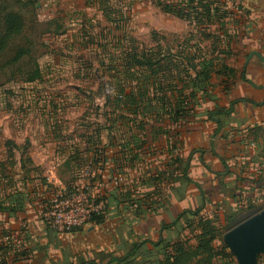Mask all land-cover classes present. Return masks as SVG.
I'll return each mask as SVG.
<instances>
[{
	"label": "rangeland",
	"instance_id": "obj_1",
	"mask_svg": "<svg viewBox=\"0 0 264 264\" xmlns=\"http://www.w3.org/2000/svg\"><path fill=\"white\" fill-rule=\"evenodd\" d=\"M238 1L241 3L239 10L233 13L228 9L236 20L252 4V0ZM8 11L16 13L23 26L0 53V163L6 167L4 170L0 167V182L9 188L15 184L16 188L25 189L21 181L24 175L15 164L20 161L22 153L30 156L34 163L28 168L38 170L32 169L33 176L34 172H41L40 178L45 180L43 187L48 192L44 193L42 200L32 202V208L39 212V220L56 232L50 224L52 217L49 213L58 203L55 200H60L58 194L63 195V200H69L71 208L79 210V213L83 209L84 215L88 209H95V212L103 209L104 201L99 205L95 202L103 189L118 186L120 189L126 181L122 172L112 170H105L103 181L96 179L100 166L88 164L78 173L74 172L73 179L67 183L68 188L65 182L69 180V170L61 167L64 151L69 147L68 137L80 134L84 128H96L94 120L103 117L104 98L114 92V71L109 69L112 59L108 52L114 53L118 49V39L123 40L125 47L132 40L151 46L154 33L164 38L165 45L175 46L181 42L189 25L162 13L155 0H0V19ZM210 45L211 42H207V46ZM20 49H24L26 54L15 59ZM36 68L42 77L29 83L28 78ZM57 130L64 140L50 139L52 132ZM260 130L264 139V127ZM247 141L252 140L247 137ZM46 147L50 152H40ZM112 151V148H107L109 155ZM57 175H62L66 181ZM116 178L121 179L117 185ZM28 186L30 191L35 188L31 183ZM251 203L244 201L240 211L236 210L238 205H233L232 211H239L237 225L259 213L256 210L247 212ZM255 203L256 206H264V201ZM113 208L117 207L113 205ZM218 216L219 236L212 243L215 256L207 264H238L223 241L229 231L223 229L226 215L221 211ZM106 217L108 221L99 227L92 228L90 222L84 223L77 235L73 236V232L59 234H67L68 242L81 253L101 251L108 255L120 245L122 237L132 239L134 233L136 236L140 224L126 211L106 214ZM25 218L20 224L23 233L29 229V220ZM197 232V219L189 217L180 223L179 229L167 230L164 236L167 240L181 242L187 248L197 246ZM12 234L0 231V241L8 235L17 244L16 235ZM157 235L151 237L157 240ZM1 248L3 253L2 250L8 247ZM186 252L195 257L190 264H205L208 258V255L195 256V248ZM257 264H264V253L257 255Z\"/></svg>",
	"mask_w": 264,
	"mask_h": 264
},
{
	"label": "crops",
	"instance_id": "obj_2",
	"mask_svg": "<svg viewBox=\"0 0 264 264\" xmlns=\"http://www.w3.org/2000/svg\"><path fill=\"white\" fill-rule=\"evenodd\" d=\"M186 23L189 30L181 37V42L196 32L194 25ZM236 27L240 33L233 44L234 56L228 62L237 70L238 76L231 90L224 92L220 82L215 79L216 87L207 96H197L192 106L193 112L181 127L175 128L166 120L146 125L145 131L135 130L140 143L130 145L133 159L129 164L117 163V159L121 158L120 144L123 141L119 132L111 130L114 120L110 115L114 110L110 106H107L109 110L103 109V117L94 120L96 128H84L80 134L68 137L69 147L64 151L61 167L69 170V180L65 182L66 178L57 175L66 184L73 179L76 168L84 163L83 159L90 161L93 148L99 147L104 149L107 158L99 180L103 181L105 170L116 173L120 172L119 167L122 166L120 168H123L122 173L126 177L123 191L127 194L130 192L127 199L141 201L149 197V201L146 200L148 204L141 203L138 212L128 204L119 208H113L112 205L108 210V215L113 212L121 214V211L133 215L140 224L135 230L136 236L132 232V239L122 237L120 245L108 255H103L101 251L81 253L75 250L73 244L68 242L67 234L54 232L37 217L40 214L32 208V202L42 200L44 193L48 194L43 187L45 180L40 178L41 172L35 173L38 170L32 168L35 172L34 176L31 174L32 169L28 167L34 163L32 158L28 156L30 161H24L21 156L15 165L24 175L21 181L25 189L16 188L15 184L9 188L3 181L0 182V202H3L4 207L0 210V231L11 232L18 240L17 246L10 248L2 237L0 249L8 248L0 252V257L5 259L6 264H82L92 261L106 264L113 257L125 255L134 243L148 241L143 248L152 252L154 243L166 240L164 233L167 230L164 226L172 224L185 211H194L205 205L202 214L212 209L218 214L223 211L225 215H231L235 212L232 211L233 205L241 209L244 201H264V139L260 130L264 127V0H252L247 12L238 19ZM137 44L144 46L139 42ZM204 44H207L206 39ZM242 73L245 80L241 79ZM107 97L104 98V104L107 103ZM232 102L235 103L232 105ZM230 108L229 114H216ZM120 124L115 122V128ZM51 135L50 139L64 140L58 130ZM247 137L252 141L246 142ZM123 140L125 142L126 138ZM174 146L178 148L176 163L168 165ZM108 147L113 149L110 155L107 153ZM76 151L80 155L76 162L71 161V155ZM40 152L46 154L50 151L46 147L41 148ZM152 172L159 173L162 178L159 191L147 180ZM30 183L32 188L35 187L33 191L29 190ZM198 186L203 190V196ZM25 217L29 220V229L23 233L20 224ZM189 217L192 216L184 215L181 222ZM108 219L105 217L102 223L91 224V227L104 225ZM174 228L179 229L178 226ZM80 231L73 232V236ZM154 234H158L157 240L151 237Z\"/></svg>",
	"mask_w": 264,
	"mask_h": 264
},
{
	"label": "trees",
	"instance_id": "obj_3",
	"mask_svg": "<svg viewBox=\"0 0 264 264\" xmlns=\"http://www.w3.org/2000/svg\"><path fill=\"white\" fill-rule=\"evenodd\" d=\"M155 4L162 12L194 25L196 32L176 46L165 45L164 38L162 39L155 33L152 36L153 44L151 46H141L132 40L125 47L123 40L118 39V49L114 53L109 54L108 52V56L112 59L109 69L110 72L114 71L112 76L114 92L107 97V103L103 109L110 106L114 110L110 115L114 120L111 130L119 132L123 141L120 144L122 148L119 147L121 158L117 159V163L120 162L124 165L129 164L133 159L130 145L140 143L134 133L135 130L145 131L146 125H155L166 120H169L175 128L181 127L193 112L192 106L197 96L199 94L207 96L208 92L216 87L215 79L220 82L223 91L227 93L238 76L237 70L231 67L228 62L234 56L233 44L237 42L236 39L240 33L236 27L238 20L233 17L232 13L222 9L220 0H155ZM108 21L112 22L113 20ZM22 26V20L16 13L8 11L1 15L0 53L6 49L8 40L21 31ZM204 39L207 42L210 41L211 45H205ZM25 54L26 51L20 49L15 59H20ZM104 63H102L103 66L107 67ZM41 77L39 68H36L28 81L33 83ZM241 79L245 80L243 73ZM234 103L232 102V105ZM230 112L231 108L216 112V114H229ZM115 122L121 123L119 127L115 128ZM218 126L220 127L219 122ZM123 138H126L125 142ZM177 152L178 148L174 146L168 165L176 163ZM78 155H80L78 151L72 154L71 161L76 162ZM26 157V154L22 153V160L30 161V158ZM106 160L104 149L93 148L91 160L83 159L84 163L78 166L75 172L78 173L80 168L88 164L97 165L100 166L97 168L100 173L96 179H99L104 171ZM224 165L227 167L225 162ZM0 167L3 170L6 168L1 163ZM120 167V172H122L123 168ZM185 171L186 168L183 173ZM147 180L154 184L156 191L160 190L162 178L159 173L152 172ZM67 186L70 187L68 184ZM118 188L119 186L109 190L104 189V193L99 194V198L95 200L96 204L99 205L103 201L106 204L102 210L100 209V213L92 214L89 221L91 224L102 223L112 205L119 208L121 205L128 204L138 212L141 209V203L148 204L146 200L149 197H145L141 201L128 200L127 196L130 192L127 194L123 191L124 184L120 189ZM198 189L203 196L204 192L200 186ZM255 204L252 202L247 212L250 213L254 210L260 212L264 209V206ZM2 209H4L3 202H0V210ZM204 209L205 205H202L194 211H185L172 224L164 226L166 230L180 227L181 220L186 214L196 218L197 233L199 234L197 246H187L186 248L181 242L166 239L154 243L152 252H147L143 246L148 241H143L134 243L125 255L113 257L106 264H190L195 257L187 255L186 250L193 248L196 251L195 256L208 255L205 264L210 263L212 257L215 256L212 243L219 236V216L216 211L202 214ZM238 210L240 211V209ZM239 211L226 215L223 229L230 230L238 224H236V215ZM80 228H74L72 232L78 231ZM0 264H6L5 259L0 261ZM82 264L98 263L92 261Z\"/></svg>",
	"mask_w": 264,
	"mask_h": 264
},
{
	"label": "water",
	"instance_id": "obj_4",
	"mask_svg": "<svg viewBox=\"0 0 264 264\" xmlns=\"http://www.w3.org/2000/svg\"><path fill=\"white\" fill-rule=\"evenodd\" d=\"M223 241L238 264H257L264 253V210L229 230Z\"/></svg>",
	"mask_w": 264,
	"mask_h": 264
},
{
	"label": "built area",
	"instance_id": "obj_5",
	"mask_svg": "<svg viewBox=\"0 0 264 264\" xmlns=\"http://www.w3.org/2000/svg\"><path fill=\"white\" fill-rule=\"evenodd\" d=\"M220 2L223 10L228 11L229 9L233 13L239 10V6L241 4L238 0H220ZM115 181V184L117 185L121 182V179L116 178ZM57 196L58 198H60V200H55L58 203L52 206V210L49 213V215L52 217V220H50V224L57 233L72 232L74 228H79L83 226L84 223L89 222L92 214L96 213L95 209H88L86 211V214L83 215V209L82 213H79V210L71 208L72 204L69 202V200L62 199L64 198L62 194H58ZM3 239L5 240V244L9 245L10 248L17 246L16 242L13 241V238L8 235H6ZM2 260V257H0V261Z\"/></svg>",
	"mask_w": 264,
	"mask_h": 264
}]
</instances>
